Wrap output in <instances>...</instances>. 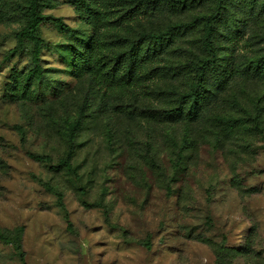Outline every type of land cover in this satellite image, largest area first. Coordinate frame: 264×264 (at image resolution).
I'll list each match as a JSON object with an SVG mask.
<instances>
[{
	"label": "rangeland",
	"instance_id": "rangeland-1",
	"mask_svg": "<svg viewBox=\"0 0 264 264\" xmlns=\"http://www.w3.org/2000/svg\"><path fill=\"white\" fill-rule=\"evenodd\" d=\"M31 1L0 0V227H23L27 264H264V10L237 0H86L89 10L37 0L51 86L34 100L21 85L29 56L15 49ZM218 9L212 54L193 22ZM176 23L186 26L147 77L105 78L117 49ZM81 34H96L113 62L78 64ZM200 59L227 79L211 84L200 115H179ZM71 148L77 175L55 168ZM0 264H22L1 240Z\"/></svg>",
	"mask_w": 264,
	"mask_h": 264
},
{
	"label": "trees",
	"instance_id": "trees-1",
	"mask_svg": "<svg viewBox=\"0 0 264 264\" xmlns=\"http://www.w3.org/2000/svg\"><path fill=\"white\" fill-rule=\"evenodd\" d=\"M171 1L176 5L184 6L186 5L187 0ZM216 1L219 3L223 2V0ZM237 1L240 3L246 2L250 8L259 7L260 10H264V0H259V2H257V0ZM77 2L82 6L85 5L89 10L88 6L90 4L87 3L86 0H77ZM39 5L40 4L37 0L31 1L30 7L27 11L26 24L17 34L19 43L15 48L26 51L29 56L30 68L24 75H22L21 85L26 91H28L34 100L39 99L43 95L44 89L51 86L47 75L48 70L41 62V53L46 47L47 43L39 35L40 23L45 19V16L41 14L40 10L38 9ZM221 13H224L223 10L218 9V11L208 15H203L193 22V24H197L198 21H201L203 24L205 37L204 45H206V48L208 51H210L209 53L212 54L215 48L212 41V36L215 33L214 23L219 17L218 14ZM54 20L56 22L60 21L58 18H55ZM185 26L186 24L184 23H176L174 25L168 26L164 31L161 32L143 33L140 36V41L142 40L141 42L130 40L128 41V44L124 46V48L117 49L114 56V59H116L115 62H113L112 57L107 60L106 57L103 56V44L99 42L96 34H89L86 38H83V35L81 34L79 35L78 39L81 44H86V48L79 46V48L75 50V58L78 64L86 63L87 60L92 61L101 59L102 61L104 60L102 63V66L104 67H106L108 63L113 62L110 68L105 71V78L109 79L111 77L117 76V80L119 82L124 79L127 83H130L131 81L136 79L138 80L140 78L139 72H141L143 76L147 77L151 71H153L151 66H147L149 61L152 60L151 58L156 55L161 59V54L168 51L166 43L170 40V36L175 31ZM99 44H101V47ZM94 47H96V51L92 55L91 51H94ZM206 62L208 63L209 60H199V65L195 73V85L192 89L193 91L189 93V99H187V102L183 97L178 106L172 109L179 113V115L187 110L189 112L188 114H193L194 116L200 115L201 111L204 109L203 106L205 105V101L207 99V93L214 91L212 90L211 84L218 83V85H222L224 84L223 81H226V73L219 71V67H215L213 64L211 65L213 76H209L207 71L208 66L211 63L207 64ZM155 69H157V67ZM72 152L73 148H71V151L68 153L67 157L61 159L58 164H56L55 168L59 170L64 169L77 175L75 168L71 163ZM33 158L41 162H51V158L47 155L34 154ZM46 188L57 195L60 206L66 211L65 204L62 200V192L55 187H52L49 183L46 184ZM22 233L23 227H18L13 231L4 230L0 227V240L12 244L19 255L21 263L27 264L26 253L23 250L22 245Z\"/></svg>",
	"mask_w": 264,
	"mask_h": 264
}]
</instances>
